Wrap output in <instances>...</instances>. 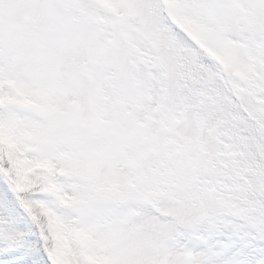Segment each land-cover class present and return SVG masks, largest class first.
I'll return each instance as SVG.
<instances>
[{
  "label": "snow or ice",
  "instance_id": "snow-or-ice-1",
  "mask_svg": "<svg viewBox=\"0 0 264 264\" xmlns=\"http://www.w3.org/2000/svg\"><path fill=\"white\" fill-rule=\"evenodd\" d=\"M0 264H264V0H0Z\"/></svg>",
  "mask_w": 264,
  "mask_h": 264
}]
</instances>
